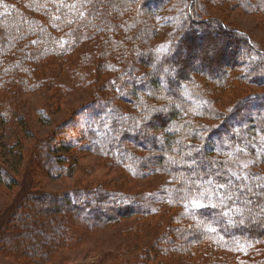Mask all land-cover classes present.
<instances>
[{
  "label": "trees",
  "instance_id": "trees-1",
  "mask_svg": "<svg viewBox=\"0 0 264 264\" xmlns=\"http://www.w3.org/2000/svg\"><path fill=\"white\" fill-rule=\"evenodd\" d=\"M72 1L81 16L69 24L65 14ZM194 5L195 0H0V82L32 91L34 64L57 58L66 49L62 38L89 39L82 57L94 75L108 74L105 87L115 93L74 111L75 126L89 129L80 140L135 177H165L158 200L104 187L67 203L60 196L22 197L33 227L52 236H20L12 244V235L8 248L43 261L64 214L109 225L127 216L150 218L163 208L170 213L164 231L134 264H158L175 254L191 264H254L252 253L264 244V48ZM174 8L179 11L170 31L155 42L158 15ZM220 37L223 44L206 49ZM203 41L205 47L195 49ZM247 54L253 59L246 61ZM225 91H232V100L221 105ZM60 142L44 148L58 168L51 176L59 175L61 165L50 153L68 147ZM6 179L0 169V184ZM193 199L206 207H194ZM5 220L2 214L0 231Z\"/></svg>",
  "mask_w": 264,
  "mask_h": 264
},
{
  "label": "rangeland",
  "instance_id": "rangeland-1",
  "mask_svg": "<svg viewBox=\"0 0 264 264\" xmlns=\"http://www.w3.org/2000/svg\"><path fill=\"white\" fill-rule=\"evenodd\" d=\"M70 5L72 8L65 14L69 24L77 22L81 16L75 10V2ZM194 7L203 9L229 28L240 29L264 48V0H195ZM178 11V8L167 9L158 15L155 42L170 31ZM83 38L78 43L73 37L68 41L62 38L61 46L66 49H61L57 58H47L34 64V90L26 91L17 84L8 86L0 82V169L7 177L4 181L6 186L0 184V217L2 214L6 217L0 231V264H134L144 259V255L148 256L149 249L169 220L170 213L163 208L150 218L127 216L109 225L64 214L57 226V242L48 259L43 261L29 260L25 253L13 251V247L8 248L5 243L12 235V244L21 239L20 236L30 239L36 235L38 238L52 236L38 226L34 228V223L28 220L29 214L23 210L21 199L29 194L60 196L59 200L67 203L77 195L83 197L89 191L104 187L131 198L149 195L153 199H161L158 193L165 185L164 176L135 177L89 151L85 142L80 140L79 135H84L89 129L87 126H75L74 111L115 93L105 87L108 74L98 71L94 75L91 65L82 57L92 44ZM204 41L195 49L205 47ZM224 41L225 37L217 38L216 42L207 43L206 49L215 50V44L221 45ZM252 59L253 56L246 55V61ZM231 93L225 91L220 94L219 104L230 103ZM61 135L65 140L60 142ZM56 142H64L68 147L58 149L55 154L50 153L60 157L57 163L61 165L59 175L51 176L49 172L57 174L58 168L55 169L56 166L53 167L46 159L44 148L48 150L47 145L53 146ZM251 257L254 264H264V244L258 246ZM156 262L191 264L180 254L164 256Z\"/></svg>",
  "mask_w": 264,
  "mask_h": 264
},
{
  "label": "snow or ice",
  "instance_id": "snow-or-ice-1",
  "mask_svg": "<svg viewBox=\"0 0 264 264\" xmlns=\"http://www.w3.org/2000/svg\"><path fill=\"white\" fill-rule=\"evenodd\" d=\"M165 71H167V70H165ZM236 178H237V179H241V178H243V179H247L246 176H244V177H239V176H237ZM219 187H225V185L221 184V185H219ZM191 203H192V205H193L194 207H196V208L206 207L204 204H202L201 202H199V201L196 200V199H193V200L191 201ZM213 207H214V206H213ZM210 230H211V231H215V229H210Z\"/></svg>",
  "mask_w": 264,
  "mask_h": 264
}]
</instances>
